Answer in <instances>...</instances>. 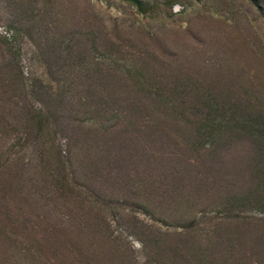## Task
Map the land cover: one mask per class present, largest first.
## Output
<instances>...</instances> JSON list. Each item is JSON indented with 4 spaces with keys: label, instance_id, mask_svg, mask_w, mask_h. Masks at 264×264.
<instances>
[{
    "label": "rangeland",
    "instance_id": "374dc122",
    "mask_svg": "<svg viewBox=\"0 0 264 264\" xmlns=\"http://www.w3.org/2000/svg\"><path fill=\"white\" fill-rule=\"evenodd\" d=\"M52 252L264 264V0H0V264Z\"/></svg>",
    "mask_w": 264,
    "mask_h": 264
},
{
    "label": "trees",
    "instance_id": "16d2710c",
    "mask_svg": "<svg viewBox=\"0 0 264 264\" xmlns=\"http://www.w3.org/2000/svg\"><path fill=\"white\" fill-rule=\"evenodd\" d=\"M78 70H81V69H78ZM82 71V70H81ZM93 74H96V72H94ZM88 76V73H87V71H84V78H86ZM99 79H102V77L100 76L99 77ZM75 80H78V77L77 78H75ZM92 80H89V81H87V82H91ZM73 84L76 86V87H78V84L77 83H74V81H73ZM100 85H101V83H100ZM73 87V86H72ZM73 88H75V87H73ZM61 89V91H62V89H64V87L62 86H60V88H59V90ZM87 89H85L84 91H86ZM81 91H83V90H81ZM93 91V90H92ZM60 92H57V90H56V92L53 94L54 96H58V94H59ZM87 93H89V94H92L91 92H89V90H87ZM102 94L103 93H105V90L103 89L102 90V92H101ZM52 94V93H51ZM64 94H66V92H64V90H63V95ZM101 96H97V98H100ZM61 100V106L62 107H66V105H64L65 104V102L68 100L67 98H63V96H62V98L60 99ZM103 101V100H102ZM110 101L108 100V99H106V100H104V102H101V104L100 105H102V107H98L99 109H98V111H97V113H100V115L99 116H104V115H108L109 117H110V119H114L115 121H116V123H124V118L126 119V116L124 115V113H123V111H121V109L120 108H118V106L114 103V105L112 106H109L108 104H110L109 103ZM108 103V104H107ZM82 106H85V104H81ZM107 105H108V108H107ZM107 108V109H106ZM45 109L48 111V107H45ZM119 109H120V111H119ZM66 113H67V116L64 118L65 120H66V123L64 124V132L65 133H67V132H69L71 129H70V127L67 125L68 124V122H71V123H73L76 119H72V118H68V116H69V113L71 114V112H70V110L68 109V110H66ZM129 112H127V114H128ZM47 114L50 116L51 114H50V112H47ZM80 114H81V112L80 113H78L77 114V118L80 116ZM122 115H123V117H122ZM88 116H91L90 117V119H88L87 117ZM88 116H85V119H84V121L83 120H79V119H77L76 121L80 124V122H81V124H83V123H87L88 121H90V123H92V122H94L95 121V118L93 117V115H88ZM94 118V119H93ZM82 121H83V123H82ZM54 122H55V117L53 116L52 117V115H51V125L53 126V124H54ZM89 123V124H90ZM80 124V125H81ZM54 127V126H53ZM62 138H63V140H64V143H66V145L67 146H72V143H73V141H74V139H73V137H71L70 135H68V136H65L64 134H62ZM98 134L97 133H95L94 132V135H92V139H93V142L91 143V144H96V143H98ZM96 141V142H95ZM13 243V242H12ZM48 246V250H50V246H53L52 244H48L47 245ZM36 252H39V250H38V248H37V250H33V251H31V255H33L34 253H36ZM53 254L52 255H49V256H47V258H46V264H63L61 261H60V259L59 258H57V256L54 254V252H52Z\"/></svg>",
    "mask_w": 264,
    "mask_h": 264
}]
</instances>
